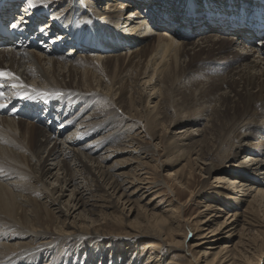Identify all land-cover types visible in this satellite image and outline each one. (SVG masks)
Here are the masks:
<instances>
[{
    "label": "bare ground",
    "instance_id": "bare-ground-1",
    "mask_svg": "<svg viewBox=\"0 0 264 264\" xmlns=\"http://www.w3.org/2000/svg\"><path fill=\"white\" fill-rule=\"evenodd\" d=\"M106 1L109 13L107 8L102 10L98 6ZM122 1L49 0L48 6L30 8L26 0L24 4L31 15L35 11L36 17L49 15V22L62 25L44 50L30 51L40 62L51 63V69L44 74L35 71L38 74L35 75L24 66L29 59L28 50H33L30 47L26 51L13 50L16 58L0 52V69L14 73L20 82L29 85L28 94L33 97L24 98L23 89L12 88L11 84L17 81H0L5 85L0 90L6 93L0 103L14 108L9 116L2 115L5 107L0 108V264H75L81 250L83 264H141L143 258L147 259L145 264H177L180 260L172 257L177 249H183L191 257L190 264H261L264 222L259 218L257 204L259 197L264 198V192L254 185L264 182V140L256 137L258 131L264 135V129L258 126L264 119V40L255 43L247 32L230 37L214 30L208 35L202 33L204 36L198 42L191 43V39L181 36L179 29L162 28L156 35L152 31L155 25H162L161 13L185 27L180 19L182 3L186 13L182 18L188 28L197 32L206 26L196 21L197 26L194 14L201 19L205 10L221 11L227 6L245 10L239 0ZM250 1L253 5L255 0ZM131 3L135 6L133 11ZM256 4L259 11L264 10V4L258 1ZM141 7L146 10L139 13ZM147 8H155L156 19L161 16L158 23L148 17ZM44 11L47 13L41 14ZM163 22L171 24L166 18ZM46 28L49 26L42 29ZM69 32L79 33V40L68 39ZM61 40L64 42L60 45ZM249 44L251 49L245 47ZM21 46L13 44L5 49ZM219 62L221 65L215 66ZM34 79H39L36 87L30 83ZM31 88L53 95L40 97L31 93ZM152 98L155 101L150 107ZM102 102L104 106L100 107ZM75 106H84L80 108L83 111L73 115ZM117 108L129 117L119 115ZM20 112V117H12ZM51 112L53 115H49ZM25 116L30 118L24 120ZM52 122L58 125L54 128L57 133L51 129ZM175 125L181 126V130L167 137V131ZM73 128L75 132L71 131ZM144 136L157 143L145 148ZM93 138L99 140L95 145L90 143ZM160 141L170 160L178 162L187 157L190 166L202 170L201 163L208 174L216 168L207 163L216 150L223 152L222 159L229 163L226 177L230 186L226 192L218 191V199L214 198L224 209L206 203L205 211L214 208L216 214L208 213L198 225L189 226L182 243L174 239V231L183 226L181 208L176 210L171 203L166 209L159 208L162 201L155 204L165 183L151 178L149 163L160 153ZM204 144L208 145L206 150ZM107 145L109 158L115 154L124 157L113 169L102 165L108 156L101 160V156L88 157L78 150L80 147L90 153L92 148ZM16 150L22 151L17 154ZM243 155H247V161L239 162ZM29 160H37L33 172L26 169ZM124 169L128 172L115 174ZM29 180H33L31 186ZM179 184L187 190V185L181 181ZM254 188L255 191L259 188L256 196L239 213L245 204L239 194L254 193L251 191ZM182 190L178 194L185 195ZM38 191L46 195L47 207L52 210L46 222L35 210L23 211V206L34 202L23 200L24 194ZM21 208L23 214L18 213ZM222 212L230 218L219 223L216 216ZM61 217L66 219L61 221ZM98 222L101 224L96 225ZM239 222L240 230L245 231L247 225L250 228L247 232L258 237H239L243 244L241 253L237 245L230 251V246L220 248L218 245L225 240L224 231L230 226L235 230H229L228 238L238 236ZM107 223L125 224L128 231L121 239L133 243L128 249L144 244L142 250H121L120 258H114L110 248L121 245L100 230ZM196 231L197 243L191 246L187 243L188 233L193 235ZM104 242L108 243L103 245L101 257L93 259V250ZM73 243H80L76 257L71 251L64 257L67 249H73ZM205 245L209 246L204 252L196 250ZM231 251L230 256H222Z\"/></svg>",
    "mask_w": 264,
    "mask_h": 264
},
{
    "label": "rangeland",
    "instance_id": "rangeland-1",
    "mask_svg": "<svg viewBox=\"0 0 264 264\" xmlns=\"http://www.w3.org/2000/svg\"><path fill=\"white\" fill-rule=\"evenodd\" d=\"M115 1H117V0H115ZM241 1L243 3L247 2V0H241ZM107 2L108 1H106V3L105 2H100V4L98 5L99 8L102 9V10H104L105 8H107L108 7L107 6ZM118 2H124V1H122V0L119 1L118 0ZM211 2H214V1H211ZM172 3H174V2H172ZM174 4H176V3H174ZM130 10L133 11L134 8H131ZM106 12L109 13V9L108 8L106 9ZM207 34H209V33H207ZM200 35H198L199 36L198 38L196 37L193 40H191V43L198 42L199 41L198 39L200 38ZM257 43H259V42H257ZM251 46H252V44L251 45L249 44V45H247L245 47H247L248 49L250 47V49H251ZM28 51L30 52V51H35V50H28ZM4 52H6V55H8L9 58H16V53L13 50H8V51H4ZM119 54H120V52L119 53H114V55H116V56L119 55ZM123 54H125V53H123ZM36 56L37 55L34 52H30V54L28 56L29 59L26 61L27 63L24 66L27 65L28 68L32 69L34 72L35 71L36 72L38 71L37 72L38 74L39 73L40 74H42V73L44 74L45 72L50 71V69H51V63L49 64L48 61L40 62L36 58ZM8 61H9V59H8ZM69 62H71V61H69ZM220 63L221 62H219L215 66H218ZM45 70H47V71H45ZM37 73L35 75H38ZM211 76H214V75L211 74ZM78 78L80 79V73H79ZM128 79H130V78H128ZM66 81H67V83H69V79H67ZM35 82H36V84H35ZM38 82H39V79H37V80H35L33 82H30V83H32V85H35V87H36ZM142 83L140 85L142 87V90H144V88L142 86L143 85ZM182 89H185V88H182ZM98 90H99V92L101 91L100 89H98ZM106 93H107V91L104 92V94H106ZM153 98L151 100L152 103H151V106L150 107H153V105H154V101L155 100H153ZM100 104H99L100 107L101 106H104L103 102L100 103ZM99 105H97V106H99ZM81 107H84V106H80V107L75 106V108L73 110V113H74L73 115L77 114V112H80L81 110L83 111V108L80 109ZM78 108H79V110H76ZM118 111H119V113H118L119 115L125 116L127 118L129 117V115H127V114H125L123 112V109H120V110L118 109ZM89 112L91 113V112H93V110L91 109V111H89ZM262 121H260V123H259L258 126H260L261 128L264 129V119ZM78 126L80 127V129L83 130V128H81L82 127V124H80ZM254 126H256V125H254ZM57 127H58V125H57ZM181 128L182 127L179 126V125L173 126V128H170L167 131V133H168L167 134V137L170 136V135H172V133H175V132L181 130ZM71 131L72 132H75L74 131V128L71 129ZM54 133H57V130ZM135 133L137 134L138 133V130H136ZM259 133L260 132L258 131L257 132V135L258 136H256V137H259L260 141H263L264 140V135L263 134H259ZM263 133H264V131H263ZM196 134H198V133H196ZM144 135H145V133H144ZM161 135H162V133H161ZM261 136H263V137H261ZM144 137H145V139L142 140V141L145 143L143 145L145 148L146 147L149 148L150 145H155L157 143V142L151 141L146 136H144ZM163 137H166L164 135V133H163ZM262 138H263V140H261ZM96 140H98V139L93 138V140H91L90 143L93 144V145H95L96 144L95 143ZM257 143L259 144V141L256 142V145L258 146ZM263 143H264V141H263ZM83 144L86 145L87 143H83ZM163 145H164V143H162L160 141V147H159L160 153L158 152L159 154L157 156H155V161L152 160L154 162L149 163L150 164L149 170H150V172L152 174L151 175V178L154 177V179H156L158 183L159 182L165 183L163 186H161V191L159 193L160 195L158 194L160 198L159 197L157 198L155 204H159L162 201L163 204L160 205L159 208H163V209L165 208L166 209V208H168L167 206L170 203H171V205L174 208H176V210H177V208H181V210L183 211V226L181 228L177 229L176 231H174V235H176V236H174V239L176 241L182 243L183 242V239L182 238H183V236H185V233H187V230H188V227L189 226L192 228V226L195 223H196V225H198L197 224L198 221L201 220V219H203V217H206V215L208 213H210L212 215H215L216 214V213H214L215 211H213L214 208H213L212 211H205L206 209L204 208V206L207 203V204H214L215 206L216 205L217 206L219 205V207H220V201L219 202H216L214 200V198H217V192L218 191H221V192H224L225 191L226 192V187H229L230 186V184L228 182L229 178L226 177L227 176L226 175V171H228L227 168L229 167L228 166L229 163L228 164L225 163V161L222 159L223 157L221 155H224V153L223 152H219V150H216V152H214L211 157H208V161H207L208 164L209 163H212V165H214L216 168H215L214 172L208 174L204 170V169H206V166L205 165H202L201 163H199V166H201L200 169H202L203 171L202 170H198V167L197 166L196 167L195 166H190L187 163L188 162L187 157L184 158V159L178 160V162L177 161L170 160L169 156L166 153L163 152ZM68 146L69 145H67V147ZM207 146H208L207 144H204L203 149L206 150L207 149ZM209 146L212 147L211 145H209ZM106 148L108 149L109 146L107 145V146H103V147L92 148L91 149L92 151L90 153H86V152L82 151L80 149V147H79L78 150L81 153H83L84 155H87L88 157H94V156L95 157H100L101 156L100 159L102 160L103 158H106L108 156V154H106V153H108L109 151L106 152ZM8 150H12V149L10 147H8ZM14 151L15 150L13 149V152ZM18 151H22V150H16V152H18ZM230 153L232 154V151ZM17 154H19V152ZM109 154H111V153H109ZM117 156H118L117 154L112 155L110 158L108 156L107 157L108 159H106V160L104 159L105 161L103 162L102 165L104 167H106V168L112 167V169H113V167H115L116 164L121 163L122 162L121 160L124 159V157L118 158ZM246 156L247 155H243L241 157V159H239V162L247 161V159H245ZM116 157H117V159H116ZM194 158H196V156H194ZM36 164H37V160H33V161H30L29 160V163L26 162V169L28 170V172H33V170L35 171V169H34L35 167L34 166ZM190 169H192V172H193L192 175L190 174V171H191ZM124 170L125 171H122V172H115V174H119V173L122 174L124 172H126V173L128 172L127 169H124ZM224 177L227 178V179L224 180L223 179ZM30 181L33 182V180H29L28 181L30 183L29 185L31 186L32 183ZM178 181L179 182L181 181L182 184L187 185L188 186L187 190H184V187L182 188V185L179 184ZM34 184L35 183H33V185ZM57 185L58 184H56L54 186H57ZM256 186H260V189H262V191L264 192V182L259 183V184H255L254 187L257 188ZM255 188L253 190H251V191H255ZM170 189L173 190V192L170 191ZM179 189L180 190L183 189L182 191L185 192V195L178 194V190ZM257 190H259V188ZM257 190L254 193L253 192H249L251 194H249V193L246 194L243 191L239 194V197L241 198V200H243L245 202V204L244 203L242 204V206H243L242 207V210L239 209V211H238L239 213L242 212V211H244L247 208V206L249 205V203L251 202V200L256 196ZM38 192L39 193H37V192L36 193H31L30 192L28 194H24L25 197L23 198V200H25V201H31V202L34 201V202L33 203H29V204H31L30 206H23V211H25V210H30L31 211V209L32 210H35L36 212H39V214L41 215L42 222H46V221L49 220L48 219L49 212L52 211V210L47 207V204H46L47 203V200L45 199L46 198V195L44 193L43 194L42 193L40 194L41 191H38ZM68 195H69V193H68ZM172 200H173V202H172ZM169 201H171V202H169ZM19 202H20V200H19ZM145 202H147V199L145 200ZM145 202H142L140 205L143 206L145 204ZM227 202H230V201H227ZM220 208H223V207H220ZM257 210H258L259 218L261 219L262 222H264V198L263 197H259V203L257 204ZM23 211H22V208H21L20 210H18V213L19 214H23ZM137 212H138V208H137ZM228 213H230V211H228ZM29 214H32V213L30 212ZM231 214H233V213H231ZM116 215H118V213ZM139 215H140V212H139ZM91 217L94 218L95 220L97 219V216L91 215ZM134 217L135 216H133L132 220H134ZM140 217H141V220L140 221H142V218H143L142 215ZM216 217H219V218H217L218 221H219V223L227 222L226 221V218H230V216H228V214H225V212L224 213L222 212L221 214L220 213L219 214L217 213V216ZM65 219H66V217L65 218L64 217H61L60 220L63 221ZM123 219H125V218H123ZM125 220L127 221V219H125ZM232 220L233 219H231L229 222L232 223ZM234 221H235V219H234ZM99 224H101V222H98L96 225H99ZM237 224H239V226L237 228V235L238 236H234L233 238H230V239L228 238L229 237V230H231L232 228H234V227H231L230 226V228H228V229H226L224 231V233H225V235H224L225 236V240H223L222 242H220V244L218 245L220 248L222 246L225 247V245L226 246H230L228 248V250L230 251V250H233V248L237 245L236 247L238 248V252L241 253V250L243 249L242 248L243 244L240 243V242H242V240L239 237L243 238L245 235H247L248 237L245 236V238L248 239L250 237H254L255 238L257 236V234L254 233V232H251V233L249 231L247 232V229H250L249 226L245 225V231L244 230L242 231V230H240L241 229V222H239ZM196 225H195V228H196ZM229 225L230 224H228V226ZM54 230H55V228H54ZM100 230L104 231V233H105L104 235L105 236H107L109 238L115 239L116 240L115 243H117V244L120 243L119 245H121V246H117L116 245V246L110 248L111 249L110 251L107 248V250L105 252V255L109 251L111 253V255L113 253V257L114 258H117L118 259V258H120V255H122L121 250L124 251L125 249H127L125 252H127V251H135V252L138 251L139 252V251L142 250V247H143L144 244H140L139 246H136V248L128 249L129 246L131 247L133 243L130 242V241H128V240L126 241L125 239H121V236L124 235L123 233H126L128 231V229H126V227H125V224H123L121 226H118V225H114L113 224V226H112V224L107 223V224L103 225ZM234 230H235V228H234ZM198 233L199 232H197V231L193 235H192V233H188L189 234V237L187 239V243H189L191 246H193L194 243H197V241H196V238H197L196 235ZM105 243H108V242H104V243L97 244V247L94 249L95 251L93 250V253H92V255H93L92 258L93 259H97L98 260L101 257V254L104 251L103 245ZM94 244H95V242L92 245H94ZM79 245H80V243H79ZM79 245H74V243H73V249H67L66 248L68 251H67V253H65L64 257L65 256L67 257V255L70 253V251H71L70 254H72V255L74 254L73 256L76 257V253L77 252H75V250H76V247L79 246ZM208 246L209 245H205V246H202V248H198L196 250H198L200 252H204L205 249H206V247H208ZM186 250H188V249H186ZM228 250H226V251H228ZM179 251L177 249V252L175 251V253L172 255V257L176 258L177 260H180V262L179 261H176V263L177 264H190L191 257L188 256L187 254H185V252H184L183 249L182 250L179 249ZM226 251H224V252L226 253ZM81 252H82V250L78 252L79 258L77 257V259L79 261L78 262H75V264H83V261L80 260V255H81L80 253ZM231 253H232V251L229 252V254L228 253L227 254H223L222 256H225L226 255L225 257H227V256H230ZM128 257L130 258V256L127 255V258ZM231 258H228V260L231 259ZM142 260L143 261H142L141 264H145L146 261H147L146 258L145 259L143 258ZM259 260L262 261L261 264H264V259L261 260L259 258ZM53 262H54V260H53ZM101 262H103V261H101ZM94 264H98V262H96Z\"/></svg>",
    "mask_w": 264,
    "mask_h": 264
},
{
    "label": "snow or ice",
    "instance_id": "snow-or-ice-1",
    "mask_svg": "<svg viewBox=\"0 0 264 264\" xmlns=\"http://www.w3.org/2000/svg\"><path fill=\"white\" fill-rule=\"evenodd\" d=\"M27 4L29 5L30 8H35L37 7V5L48 6L49 0H27ZM11 27L19 28L20 22L13 23ZM43 30L44 29H41V31ZM2 80L17 81L16 83H12L11 87L14 89H23L24 98H28V99L33 98L31 95L28 94V89L30 88V86L24 84L23 82H20V78L16 76L14 73L7 71V70L0 69V81ZM4 86L5 85L3 83H0V88H3ZM31 93L37 94L40 97H48L50 95H53L52 93L41 91L36 88H31ZM5 97H6V93L3 91H0V101H3ZM4 107H6V105L4 103H0V108H4Z\"/></svg>",
    "mask_w": 264,
    "mask_h": 264
}]
</instances>
